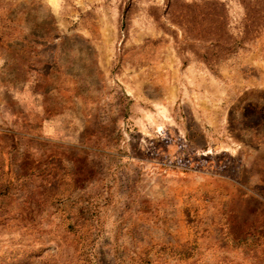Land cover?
<instances>
[{
	"label": "rangeland",
	"instance_id": "obj_1",
	"mask_svg": "<svg viewBox=\"0 0 264 264\" xmlns=\"http://www.w3.org/2000/svg\"><path fill=\"white\" fill-rule=\"evenodd\" d=\"M56 1L0 0V264H264V0Z\"/></svg>",
	"mask_w": 264,
	"mask_h": 264
},
{
	"label": "bare ground",
	"instance_id": "obj_2",
	"mask_svg": "<svg viewBox=\"0 0 264 264\" xmlns=\"http://www.w3.org/2000/svg\"><path fill=\"white\" fill-rule=\"evenodd\" d=\"M50 2L52 3V5L53 6H56V3H57V1L56 0H50ZM126 88H127V92L130 94V95H133L134 94V89L130 86V85H126ZM161 112H163V113H161V114H164L165 112H167L166 111V109L163 107V110H161V109H159ZM150 113V111H149V109H142L141 111H140V115L138 116L139 118H137V119H139V120H141V118L143 119V116L144 115H148ZM153 113V112H152ZM138 121V120H137ZM142 132H143V134H145V135H150L149 133H146L143 129H142Z\"/></svg>",
	"mask_w": 264,
	"mask_h": 264
}]
</instances>
